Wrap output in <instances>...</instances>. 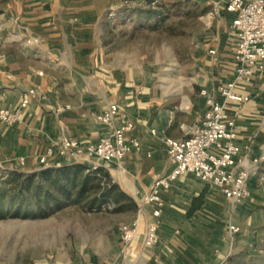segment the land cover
<instances>
[{"label": "crops", "instance_id": "0c3cea01", "mask_svg": "<svg viewBox=\"0 0 264 264\" xmlns=\"http://www.w3.org/2000/svg\"><path fill=\"white\" fill-rule=\"evenodd\" d=\"M226 1L203 0L209 8L205 18L211 21L198 44V73L175 103L177 96L143 82L106 52L100 26L111 0H0L7 44L19 48L18 53L0 55V108L15 110L30 89L37 93L20 110L17 122L10 126L0 122V162H6L2 171L13 170L19 158L25 162L22 172L35 171L41 168L38 159L46 148L62 137L83 145L96 143L109 137L114 128L130 123L125 138H137L140 150L131 151L120 162L98 164L137 206L153 180L174 167L164 140L187 138L204 113L208 96L223 103L235 120V142L245 161L262 157L248 181L250 196L239 204L231 203L192 173L173 180L161 192L165 205L159 242L152 248L142 246L144 224L151 219L147 208L131 249H125L119 227L131 223L135 212L130 221L107 228L99 244L75 252L64 263L54 257L51 263L37 264H218L246 243L247 226L264 225V216L253 223L252 212L264 203V178L259 172L264 163V74L236 85L235 93L248 97L241 104L217 94L218 85L234 78L238 42L231 29L234 14L224 9ZM32 37L40 42L26 45L25 39ZM111 104L118 107L114 120L100 122L97 117ZM65 106L69 109L55 113ZM55 163L69 164L71 160L54 156L49 164ZM229 225L240 228L233 239L228 235Z\"/></svg>", "mask_w": 264, "mask_h": 264}, {"label": "rangeland", "instance_id": "374dc122", "mask_svg": "<svg viewBox=\"0 0 264 264\" xmlns=\"http://www.w3.org/2000/svg\"><path fill=\"white\" fill-rule=\"evenodd\" d=\"M155 2L162 4V15L147 18L137 10L147 8L145 0H111L100 26L102 38L114 63L132 70L143 82L170 91L177 96L176 103L180 94L187 92V83L196 79L198 44L208 31L206 25L211 18L205 16L209 8L194 0ZM5 25L0 20V55L18 53L14 43L7 44ZM5 165L4 160L0 162V264L51 263L54 257L64 263L75 252L99 244L107 228L130 221L134 212L136 215L129 205L89 208L87 202L65 206L43 217L36 210L28 214L31 197L19 191L24 179L20 176L27 173L18 165L2 171ZM259 172L264 175V163ZM259 205L252 211L253 223L264 216V203ZM247 227L246 243L226 264H264V225Z\"/></svg>", "mask_w": 264, "mask_h": 264}, {"label": "built area", "instance_id": "2783aa9c", "mask_svg": "<svg viewBox=\"0 0 264 264\" xmlns=\"http://www.w3.org/2000/svg\"><path fill=\"white\" fill-rule=\"evenodd\" d=\"M224 9L234 14L231 29L235 32L238 42L233 56L234 78L218 85L216 92L225 101L241 104L247 101L248 97L236 94V85L250 82L256 74H264V0H227ZM39 42L37 37L25 39L26 45ZM201 93L206 94L205 91ZM32 96H37L34 89L28 91L27 98L23 99L15 110L0 108V122L7 126L17 122L20 110L29 105ZM205 105L204 113L193 125L187 138L164 140L167 158L174 167L169 174L153 180L150 191L137 203L133 221L120 225L119 234L125 249H131L132 241L139 234L140 217L147 208L151 219L144 224L141 234L142 246L152 248L158 244V227L165 205L161 192L168 189L171 182L184 173H192L203 183L218 189L233 204H239L249 198L248 181L262 157L246 162L243 150L235 142V120L226 113L224 104L208 96ZM67 109L69 106L56 109L55 113L60 114ZM117 112V105L111 104L97 119L102 123H111ZM131 128L130 123L116 127L109 137L85 145L73 138L62 137L55 145L46 148L44 154L39 157L38 164L41 168L61 166L60 163L49 164V160L54 156L67 157L71 163L85 164L91 170L97 169L100 161L120 162L128 153L139 151L141 148L137 138H125ZM24 164L23 158L17 160L18 166L22 167ZM261 178H264V175ZM227 231L233 239L240 232V228L229 225ZM226 261L227 258L218 264H226Z\"/></svg>", "mask_w": 264, "mask_h": 264}, {"label": "trees", "instance_id": "16d2710c", "mask_svg": "<svg viewBox=\"0 0 264 264\" xmlns=\"http://www.w3.org/2000/svg\"><path fill=\"white\" fill-rule=\"evenodd\" d=\"M155 1L145 0L147 8L137 10L147 18L160 17L162 4ZM194 2L203 4V0ZM20 177L24 178L19 186L20 193L31 197L28 214L36 210V214L43 217L65 206L83 202H87L89 208L118 209L125 204L137 209L134 201L111 181L101 167L91 170L85 164L69 163L41 168Z\"/></svg>", "mask_w": 264, "mask_h": 264}]
</instances>
